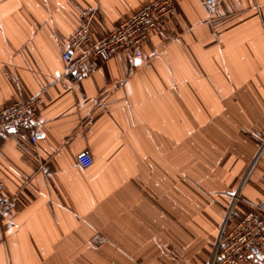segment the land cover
I'll list each match as a JSON object with an SVG mask.
<instances>
[{"label": "crops", "instance_id": "crops-1", "mask_svg": "<svg viewBox=\"0 0 264 264\" xmlns=\"http://www.w3.org/2000/svg\"><path fill=\"white\" fill-rule=\"evenodd\" d=\"M151 1L0 0V109L42 100L35 144L0 136V264H210L264 216V0H176L141 57L55 79L83 13L99 40Z\"/></svg>", "mask_w": 264, "mask_h": 264}, {"label": "built area", "instance_id": "built-area-1", "mask_svg": "<svg viewBox=\"0 0 264 264\" xmlns=\"http://www.w3.org/2000/svg\"><path fill=\"white\" fill-rule=\"evenodd\" d=\"M175 1H151L99 40H94L90 33L92 12L83 13L79 25L68 36L67 46L61 53L62 68L54 71L55 79L74 83L90 75L96 70V58L111 59L121 55L132 61L141 57V45L152 30L162 27L172 15ZM41 103L40 96L35 95L0 109V136L19 134L35 144L40 129L36 107ZM76 162L80 168L90 166V152H79ZM3 189L0 180V195ZM255 209L264 214V203H257ZM263 250L264 216L249 212L235 222L227 217L210 264H259Z\"/></svg>", "mask_w": 264, "mask_h": 264}]
</instances>
